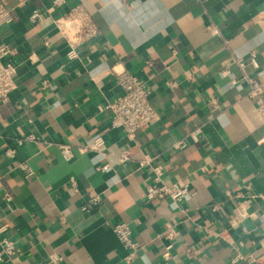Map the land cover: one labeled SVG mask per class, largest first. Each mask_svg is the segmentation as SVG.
Wrapping results in <instances>:
<instances>
[{
  "label": "crops",
  "instance_id": "crops-1",
  "mask_svg": "<svg viewBox=\"0 0 264 264\" xmlns=\"http://www.w3.org/2000/svg\"><path fill=\"white\" fill-rule=\"evenodd\" d=\"M3 1L14 20L0 26V49L17 51L5 60L18 73L0 103V226L21 253L0 264H264V120L247 84L231 82L241 74L233 56L251 52L258 67L250 72L264 80V0H132L130 9L120 0H67L54 16L81 5L100 29L74 59L53 17L29 19L52 0ZM113 67L144 80L159 113L133 138L106 108L121 93ZM29 134L36 139L19 145ZM96 138L97 149L83 150ZM58 144L71 146V160ZM125 149L131 158L121 162ZM145 154L166 183L189 182L192 194L147 202ZM94 197L99 203L83 210ZM119 222L130 225L136 251L115 234Z\"/></svg>",
  "mask_w": 264,
  "mask_h": 264
},
{
  "label": "built area",
  "instance_id": "built-area-1",
  "mask_svg": "<svg viewBox=\"0 0 264 264\" xmlns=\"http://www.w3.org/2000/svg\"><path fill=\"white\" fill-rule=\"evenodd\" d=\"M128 9L132 7V0H120ZM67 3V0H52V5L46 10L34 9L29 19L31 22H44L49 17H53V21L58 27L61 35L68 41L71 46V50L68 52V57L71 59L78 57L77 46L83 43H90L100 35V29L93 19L91 13H89L81 5H77L71 8L68 12L54 14ZM264 18V10L261 13ZM14 20L11 10L7 8L3 0H0V26L12 23ZM51 41L46 39L45 45L49 46ZM17 51L9 47H3L0 49V103L8 102L11 93L16 89L17 82L16 77L18 73V66L16 63L6 61L9 56L15 55ZM232 62L235 63L240 69V77L231 78L233 84L244 82L248 86V96L255 103L256 108L264 120V80H259L256 76L252 75L250 68H257L258 63L256 60V54L251 52L248 58H240L233 56ZM113 73L117 78L119 89L121 93L111 102H108L106 108L112 114V124L114 127L121 128L125 134L133 138L137 132L147 128L159 115L157 109L151 101L152 90L150 86L142 80L139 76L133 74L126 68L113 67ZM226 75L230 74V70L226 68L223 70ZM48 85L46 79L43 86ZM199 130L193 132V135L197 137ZM34 134H29L23 138L18 139V144L21 145L25 141L35 140ZM103 143L102 138H96L91 143L87 144L83 150L97 149L99 145ZM174 146L176 148H183L185 146L184 140H178ZM60 152L65 160H71L74 156L73 150L70 145L58 144ZM16 150L8 148L5 150V154L8 157H14ZM131 158V152L128 149L123 150L119 155V160L124 162ZM154 157L145 154L139 161L141 167H149L152 171V183L146 187V201L152 202L157 200L170 199L175 203H181L186 197L192 194V189L189 182L177 181L166 183L164 180V173L160 166L154 164ZM21 169L26 177H31L33 171L24 162L19 163L17 166ZM70 183L74 189L77 190V182L71 177ZM264 200V196H260ZM8 200L11 199L9 194H6ZM100 201V197L91 198L83 210H90L93 206L97 205ZM240 219V209H235L230 215V222L234 223ZM8 229V225L4 224L0 226V259L8 258L14 263L19 262L20 249L16 246L15 241L7 236L5 233ZM113 230L118 239L123 245L133 251L139 248V244L134 241L133 234L130 225L127 222H119L114 224ZM171 237V233L166 234ZM172 245L165 247L163 256L165 259L170 258V250ZM132 252L128 258H132ZM60 260L59 257H53V263L57 264ZM39 264H46L41 262Z\"/></svg>",
  "mask_w": 264,
  "mask_h": 264
}]
</instances>
